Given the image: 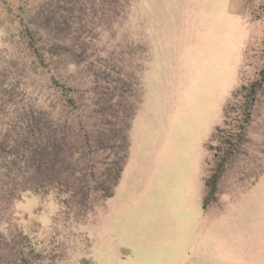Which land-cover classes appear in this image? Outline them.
Returning <instances> with one entry per match:
<instances>
[{
	"label": "rangeland",
	"instance_id": "obj_1",
	"mask_svg": "<svg viewBox=\"0 0 264 264\" xmlns=\"http://www.w3.org/2000/svg\"><path fill=\"white\" fill-rule=\"evenodd\" d=\"M66 2L0 0V117L12 86L55 105L61 122L102 129L90 117L94 89L116 71L123 92L132 78L142 88L128 157L113 195L91 196L86 214L73 217L56 195L24 193L1 208L0 229L27 236L41 264H264V81L245 141L225 162L220 144L248 102L233 95L264 78V0L115 3L112 21H84V51L75 27L58 22Z\"/></svg>",
	"mask_w": 264,
	"mask_h": 264
},
{
	"label": "trees",
	"instance_id": "obj_2",
	"mask_svg": "<svg viewBox=\"0 0 264 264\" xmlns=\"http://www.w3.org/2000/svg\"><path fill=\"white\" fill-rule=\"evenodd\" d=\"M129 1L68 0L66 9H58V13L62 12L58 22L65 24L67 29L75 27L72 31L76 36L74 47L84 51L81 40L85 36L81 32L90 22L88 19L95 20L101 16V19L112 21V5L117 3L122 10H126ZM53 17L50 16L49 20ZM75 54L78 62L92 64L84 58L83 52ZM118 75L116 71L107 72L103 76V85L94 89L95 100L91 103L94 109L90 117L101 118L103 128L94 126L88 131L75 128L69 120L61 122L62 115L56 114V106L44 101L42 96L32 100L26 98L25 91L15 95L16 88L14 91H9L12 86L3 88L0 210L10 201L20 199L24 193L53 194L60 198L62 208L75 217L81 212L87 213L91 196L105 201L113 195L128 157L131 123L142 97V88L135 78L130 80L128 90L123 92L116 78ZM263 81L261 76L250 85L240 87L233 95L241 94L249 104L246 102L242 110L241 124L231 128L230 135L221 139L224 162L228 156L233 157L245 141L250 107ZM231 108L235 107L230 103L224 111V123ZM224 162L220 160L212 176L205 181L208 196L216 190ZM75 223L78 221L75 220ZM7 232L8 229H0V264H41L36 244L20 231L11 235ZM46 264L57 263L47 260Z\"/></svg>",
	"mask_w": 264,
	"mask_h": 264
}]
</instances>
